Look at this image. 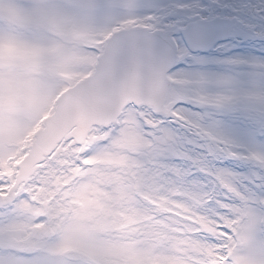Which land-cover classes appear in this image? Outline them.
<instances>
[{"label":"snow or ice","instance_id":"snow-or-ice-1","mask_svg":"<svg viewBox=\"0 0 264 264\" xmlns=\"http://www.w3.org/2000/svg\"><path fill=\"white\" fill-rule=\"evenodd\" d=\"M0 264H264V0H0Z\"/></svg>","mask_w":264,"mask_h":264}]
</instances>
